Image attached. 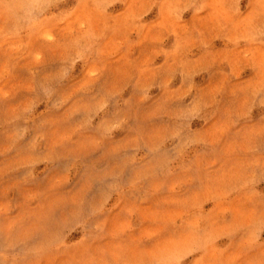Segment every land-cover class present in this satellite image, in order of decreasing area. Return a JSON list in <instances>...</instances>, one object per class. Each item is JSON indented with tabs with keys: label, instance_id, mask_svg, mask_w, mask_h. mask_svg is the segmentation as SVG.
Here are the masks:
<instances>
[{
	"label": "rangeland",
	"instance_id": "obj_1",
	"mask_svg": "<svg viewBox=\"0 0 264 264\" xmlns=\"http://www.w3.org/2000/svg\"><path fill=\"white\" fill-rule=\"evenodd\" d=\"M0 264H264V0H0Z\"/></svg>",
	"mask_w": 264,
	"mask_h": 264
}]
</instances>
